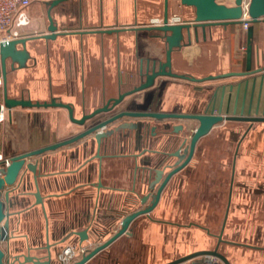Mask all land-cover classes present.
<instances>
[{
    "label": "crops",
    "instance_id": "0c3cea01",
    "mask_svg": "<svg viewBox=\"0 0 264 264\" xmlns=\"http://www.w3.org/2000/svg\"><path fill=\"white\" fill-rule=\"evenodd\" d=\"M51 1L27 8L30 23L22 29L23 37L48 33L46 4ZM163 9L164 0L59 3L50 12L57 27L55 38L26 43L30 56L26 68L10 70L7 62L8 97L40 103L55 98L70 104L76 119L91 113L137 86L142 81L141 66L164 60L166 46L156 37L160 34L143 29L159 24ZM168 12L181 22L193 18V9L180 0H168ZM253 27L251 70L259 72L202 83L158 78L152 88L125 98L114 111L201 114L211 102L217 107L223 97L224 105L230 99L229 115L237 99V114L244 102V116H264V18ZM197 34V42L192 39L189 46L173 51L172 72L204 78L244 71L243 24L198 28ZM167 122L184 125L188 137L197 126L193 121ZM153 124L159 135L152 148L160 150L167 135L161 133V122ZM82 130L62 108H15L4 112L0 121V156L9 159L38 150ZM140 148L134 139L125 148L113 144L100 150L105 157L98 160L97 147L88 138L33 159L45 175L38 178L43 207L23 196L24 184L25 193L34 192L31 178L23 177L11 194L10 212L16 213L9 226L13 241L25 247L66 239L54 257L59 264L65 246L90 250L107 240L119 228L114 218L127 213L133 200V168L142 160ZM84 229L89 238L79 246L70 234ZM221 229L223 242L217 246ZM129 230L85 264H166L216 246L230 264H264V123L224 121L212 127L196 143L187 167L166 184L156 208L134 220ZM204 260L199 257L182 264Z\"/></svg>",
    "mask_w": 264,
    "mask_h": 264
},
{
    "label": "water",
    "instance_id": "95a60500",
    "mask_svg": "<svg viewBox=\"0 0 264 264\" xmlns=\"http://www.w3.org/2000/svg\"><path fill=\"white\" fill-rule=\"evenodd\" d=\"M65 0H52L46 5L48 6L47 19L48 27L47 34H40L37 36H25L5 42H0V116L4 112H10L15 108L33 109V108H62L68 113V118L72 123L83 126L87 121H94L100 114L113 113L114 109L123 102L127 97H130L138 92L145 91L152 88L155 85V81L158 78H174L180 80H186L194 83H202L206 81L219 80L226 77H244L250 76L260 70H251L252 64V44H253V32L254 24L259 23L264 18V0H248L246 14L248 20H243L242 1L233 0V5L227 6L223 3H219L217 0H180V4L193 9V18L190 21L183 22H170L168 12V0H164V9L161 22L159 24L149 25L144 30L157 32L160 35L156 36L161 39L165 46V54L163 61L151 60L146 65L139 68L138 76L142 81L131 88L128 91L121 92L115 98L109 99L103 106L93 110L90 114H84L81 118L76 119L73 116V107L70 104L57 101L55 98H51L49 102H32L30 99L24 98H10L7 93V62H9L10 70H18L26 68V63L30 59L29 53L26 49V43L32 39H53L55 38V32L57 27L55 26L52 16L50 14L53 7ZM247 24L246 29V48H245V69L243 72H230L226 74H220L216 76H207L204 78H195L189 75L177 74L171 70V55L174 50L181 49L185 46H189L192 39L197 42L198 34L197 30L200 28L204 30L206 27L213 25H228V24ZM105 32H112L115 30H104ZM222 93L224 87L221 88ZM238 100L233 102L231 114L230 113V99L223 103V97L220 98L216 107L215 102L210 103L205 111L201 114H175V113H157V112H119L113 114L109 118L90 124L87 130L78 136L58 142L53 145H49L38 150L21 153L11 156L9 158L8 165L4 164V161H0V264H55L54 257L57 253V247L61 245L66 239L54 241L53 244L37 245L31 244L23 247L21 243L13 241V236L10 235V219L14 216V212H10L12 208L11 194L21 185L22 178H31L34 185V192L26 191L25 184L21 186L24 192L23 196H30L34 199V205L43 207L42 197L39 193L38 178L45 176L39 171V161L33 160L36 157H40L43 154L71 145L79 140L90 138L91 142L96 144L97 149L104 143L106 147L110 145L111 138L122 131L139 130L143 126V121L147 119L155 120H182L193 121L197 123V126L192 131V134L188 140L186 148L180 154L179 150L168 155V158H176L177 161L173 165L175 167L169 172L165 178L161 181L163 171L154 169V176L152 180H149L147 184L148 190H153L157 187V190L153 196H151V203L149 206L136 210L131 213H127L121 217L119 221V228L112 234L107 240L94 246L92 249L86 250L81 258L75 261L73 264H85L88 260L94 257L97 253L108 247L113 241L124 234H130L129 227L131 223L138 217L148 215L157 205L161 191L167 184L171 176L178 172L181 168L188 164L191 160L196 143L200 138L207 135L209 131L215 125L224 122H247V123H264V116H244V102L240 104L239 112L237 114ZM224 109V110H223ZM251 106L248 107L247 113H250ZM224 113V114H223ZM257 113V112H256ZM264 114V112H263ZM130 119H137V122H130ZM110 129H106L110 127ZM183 126H174L173 132L177 133L182 130ZM186 141V140H185ZM185 141L183 142L185 144ZM99 160L101 157L96 156ZM149 176V175H148ZM148 196L142 198L141 204H144ZM70 236L77 237L79 246L86 240H88V230H77L71 232ZM222 229L217 236V246L223 242L221 238ZM2 244H5L4 249ZM217 246L213 250H202L187 254L172 260L166 264H182L189 262L196 258H215L223 264H230L224 255L218 252Z\"/></svg>",
    "mask_w": 264,
    "mask_h": 264
},
{
    "label": "flooded vegetation",
    "instance_id": "af4514ba",
    "mask_svg": "<svg viewBox=\"0 0 264 264\" xmlns=\"http://www.w3.org/2000/svg\"><path fill=\"white\" fill-rule=\"evenodd\" d=\"M124 111L138 112V111L125 109V110H120V111H113V113H110V114H100L96 117V119L94 121H92V122L87 121L86 124H84L82 126L83 130L79 134L83 133L90 126H92L90 124H95V123L101 122V121L109 118L113 114H118L119 112H124ZM144 112H151V111H144ZM128 121L137 122L138 120L137 119H130ZM167 121L168 120L147 119V120L143 121L144 122L143 126H141V128L138 131L137 130L122 131L120 133L115 134L111 138V142H109V144H110L109 146H113V144L114 145L117 144L121 148H125V147H127V145H130L131 140L134 139L135 144L136 145L140 144V147H141L140 151H142L143 156H141L142 160H140V165H139V163H134V168H133L134 169V185H133V191H132V194H133L132 199L133 200H131L128 204L129 208L127 209L128 210L127 213H131V212H134L136 210L143 209V208L150 205L151 196H153L157 190V187H154L153 190L147 189V184H148L149 180H152L153 176H154L153 170L159 169V170L163 171V176L161 178V181H162L165 178V176L175 168V167H173V165L177 161L176 158H170V157L168 158V155L172 154L178 150H179L180 154H182L183 150L186 148V146L188 144L187 142H188L191 135H189V137H188L187 134L184 133L185 132L184 125L178 124V125H182L183 129L178 131L177 133H174L173 128H174V126H178V125H171ZM153 122H161L162 123L161 124V133L164 135H167L168 140L165 141V145H164L163 149H160V150H156V149L152 148V144L154 143V140L157 139V136L159 135V134H157V126L154 125ZM79 126H81V125H79ZM110 128H111V126L106 128V129L108 130ZM78 135H76V136H78ZM76 136H74V137H76ZM74 137H72V138H74ZM69 139H71V138H69ZM85 139H88V138H85ZM85 139L79 140L75 143L81 142ZM90 141H91V139H90ZM184 141H185V144L183 143ZM75 143H73V144H75ZM95 146H96V144H95ZM106 147H108V143H107ZM106 147L104 146V143H103L99 147V149H97L96 156L99 155L101 157L99 160H101L102 157H105V156H101L100 150H104V149H106ZM154 155L158 156L156 161H154L150 157V156H154ZM96 156H95V158H96ZM123 156H126V155H123ZM134 159H137L136 156L133 157V160ZM187 165H185L183 168H181L174 175H176V174L180 173L182 170H184L187 167ZM173 176H171V178ZM165 187H166V185L164 186V188ZM162 191H161V193H162ZM145 196H148V198L145 200L144 204H141L140 200H142V198H144ZM157 205H158V203H157ZM156 206H155V208H156ZM127 213H125V214H127ZM121 217L119 219L114 218L115 222L120 221Z\"/></svg>",
    "mask_w": 264,
    "mask_h": 264
},
{
    "label": "built area",
    "instance_id": "2783aa9c",
    "mask_svg": "<svg viewBox=\"0 0 264 264\" xmlns=\"http://www.w3.org/2000/svg\"><path fill=\"white\" fill-rule=\"evenodd\" d=\"M49 0H0V42L23 37L22 29L29 25L30 19L27 15V8L36 2H45ZM248 0L242 1L243 20H248L246 14ZM170 22H180V19L170 18ZM161 22V20H160ZM159 21L157 23H160ZM244 29H247V24H243ZM1 85V79H0ZM3 115L0 116V121ZM0 161H4L8 165L9 159H3L0 156ZM84 248H77L73 245L65 246L58 255L59 264H73L79 255L86 253ZM217 259L208 258L202 264H215Z\"/></svg>",
    "mask_w": 264,
    "mask_h": 264
},
{
    "label": "rangeland",
    "instance_id": "374dc122",
    "mask_svg": "<svg viewBox=\"0 0 264 264\" xmlns=\"http://www.w3.org/2000/svg\"><path fill=\"white\" fill-rule=\"evenodd\" d=\"M221 3H226V4H231L233 2V0H218Z\"/></svg>",
    "mask_w": 264,
    "mask_h": 264
}]
</instances>
